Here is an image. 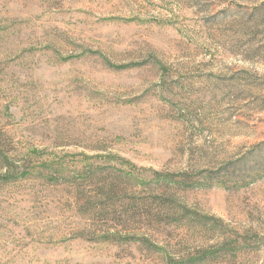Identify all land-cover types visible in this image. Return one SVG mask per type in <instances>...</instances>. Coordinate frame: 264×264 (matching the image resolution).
<instances>
[{
    "label": "rangeland",
    "instance_id": "obj_1",
    "mask_svg": "<svg viewBox=\"0 0 264 264\" xmlns=\"http://www.w3.org/2000/svg\"><path fill=\"white\" fill-rule=\"evenodd\" d=\"M0 264H264V0H0Z\"/></svg>",
    "mask_w": 264,
    "mask_h": 264
},
{
    "label": "trees",
    "instance_id": "obj_2",
    "mask_svg": "<svg viewBox=\"0 0 264 264\" xmlns=\"http://www.w3.org/2000/svg\"><path fill=\"white\" fill-rule=\"evenodd\" d=\"M117 187L114 185L113 187H109L108 186V190H110V191H107V192H109V193H107L106 194V197H103L102 198V200H106L107 201V199H109L110 197H112V196H114L113 194H114V191H115V189H116ZM104 189H98V192H102ZM110 195H112V196H110ZM101 196H103V193H100L98 196H97V198H100ZM92 202V201H91ZM159 202H161L160 200H159ZM161 205H164V203L162 204V203H160ZM142 206H144V209L142 208V210H147L149 207H150V204L148 203V202H146V203H142L141 204ZM162 208V207H161ZM144 216V215H143ZM148 216V219L149 218H151V217H149V215H147Z\"/></svg>",
    "mask_w": 264,
    "mask_h": 264
}]
</instances>
